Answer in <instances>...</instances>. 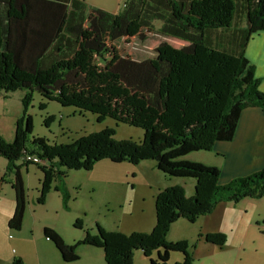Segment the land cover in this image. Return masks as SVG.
Wrapping results in <instances>:
<instances>
[{
	"label": "trees",
	"instance_id": "obj_1",
	"mask_svg": "<svg viewBox=\"0 0 264 264\" xmlns=\"http://www.w3.org/2000/svg\"><path fill=\"white\" fill-rule=\"evenodd\" d=\"M263 32L264 0H129L116 14L83 0H0V94L25 92L13 140L0 137V158L7 163L4 178L14 192L7 229L18 232L23 225L26 190L16 163L31 165L28 156L43 162L38 204L56 182L54 190L68 210L70 194L60 168L91 171L103 159L135 166L160 163L165 153L179 147L209 152L216 142L232 141L241 111L264 110L260 80L244 54L251 37ZM129 39L141 44L153 39L161 45L143 64L114 47ZM173 42L193 49L184 53ZM33 93L63 108L90 112L97 122L106 118L140 129L143 138L138 143L116 141L115 131L104 128L61 146H49L42 138L30 141L32 119L26 111ZM262 198L264 170L220 185L218 172L203 169L197 171L190 198L179 185L158 194L149 235L105 233L96 226L93 236L86 233L72 245L52 228H42V234L64 263L78 261L77 246L87 245L102 249L105 264H133L137 250L148 258L157 252L149 264H166L173 252L189 264L185 244L166 239L173 223H195L222 202ZM206 240L225 244L220 233ZM10 264L25 263L14 257Z\"/></svg>",
	"mask_w": 264,
	"mask_h": 264
},
{
	"label": "rangeland",
	"instance_id": "obj_2",
	"mask_svg": "<svg viewBox=\"0 0 264 264\" xmlns=\"http://www.w3.org/2000/svg\"><path fill=\"white\" fill-rule=\"evenodd\" d=\"M83 1L110 14L118 13L122 5V0ZM173 44L184 53H191L193 49L188 43ZM160 45L153 39L143 44L129 39L114 47L123 56L144 64ZM157 87L156 80L151 92L155 93ZM24 95V91H14L0 96V137L6 142L13 140L15 123L22 116ZM26 112L32 119L30 141L42 138L49 146L65 145L104 128L115 131L113 138L116 141L138 143L143 138L140 129L106 118L97 122V117L90 112L63 108L54 101L46 102L37 93L32 94ZM195 152L199 153L200 167H214L213 154ZM22 163L18 161L16 166L20 167L27 205L23 225L20 231L14 232L6 227L13 209L14 192L9 178H4L5 160L0 158V264H6V260L14 257L21 258L25 264H57L54 261L55 255L58 257L57 250L44 238V227L54 229L66 244L72 245L80 242L86 233L93 236L96 226L105 233L149 235L156 223L154 201L163 189L179 185L185 197L194 194L192 179L180 174L178 169H171L165 162L143 161L135 166L103 159L91 171L60 168L65 173L63 182L70 194L69 209L65 210L61 195L54 190L56 182L52 183L44 203L38 204L42 164L21 166ZM216 233L225 237L221 247L206 240L207 235ZM166 239L185 244L184 251L192 258L189 264H264V198L244 199L236 204L220 203L211 215L199 218L195 223L177 220ZM76 252L79 260L69 264H105L102 249L79 245ZM149 259H157V252L153 251L149 258L140 250L133 253V264H149ZM185 259L184 255L173 252L166 264H183Z\"/></svg>",
	"mask_w": 264,
	"mask_h": 264
},
{
	"label": "crops",
	"instance_id": "obj_3",
	"mask_svg": "<svg viewBox=\"0 0 264 264\" xmlns=\"http://www.w3.org/2000/svg\"><path fill=\"white\" fill-rule=\"evenodd\" d=\"M244 54L255 67V75L260 80L259 91L264 93V32L251 37ZM195 151L196 149L179 147L165 153L161 162H165L171 169H178L180 174L192 179L194 185H196L198 170L211 169L218 172L220 185L227 184L237 177L243 178L264 170V110L252 107L241 111L233 140L216 142L212 150L207 152L215 157L214 167L210 165L200 167L199 153ZM5 164H7L6 161ZM5 164L3 171H5ZM12 205L14 210V197ZM6 261V264H10L11 259ZM54 261L57 264H69L62 262L59 253L58 257L55 255Z\"/></svg>",
	"mask_w": 264,
	"mask_h": 264
},
{
	"label": "built area",
	"instance_id": "obj_4",
	"mask_svg": "<svg viewBox=\"0 0 264 264\" xmlns=\"http://www.w3.org/2000/svg\"><path fill=\"white\" fill-rule=\"evenodd\" d=\"M127 1H129V0H122V5H121V7L124 6V4H125ZM26 161H28V162L31 163V164H42V165H43V162H42L41 160H39V159H37V158H31V157H29V156L26 158Z\"/></svg>",
	"mask_w": 264,
	"mask_h": 264
}]
</instances>
